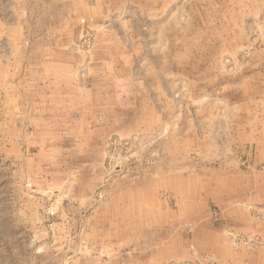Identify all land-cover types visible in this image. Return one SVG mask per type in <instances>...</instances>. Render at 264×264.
<instances>
[{
  "label": "rangeland",
  "instance_id": "obj_1",
  "mask_svg": "<svg viewBox=\"0 0 264 264\" xmlns=\"http://www.w3.org/2000/svg\"><path fill=\"white\" fill-rule=\"evenodd\" d=\"M214 1L197 8L214 37L166 39L132 129L80 119L64 88L108 58L107 26L81 15L68 52L48 54L69 9L0 0V264H264V0ZM121 41L141 62L143 39Z\"/></svg>",
  "mask_w": 264,
  "mask_h": 264
},
{
  "label": "crops",
  "instance_id": "obj_2",
  "mask_svg": "<svg viewBox=\"0 0 264 264\" xmlns=\"http://www.w3.org/2000/svg\"><path fill=\"white\" fill-rule=\"evenodd\" d=\"M48 2L53 6H64L65 9H69L64 14L62 10L60 16L50 22L49 40L54 41L55 48L50 49L48 54L58 55L61 51L68 52L66 49L71 46L75 37V28L81 15L92 14L101 29L103 26L109 28L100 32L102 46L100 45L99 52L103 56L108 54V58L93 67L89 84L72 82L70 78L64 84L65 92H68L70 97L74 95L77 97L81 109L80 119L89 117L91 120L102 121L108 114L107 117L116 120V124L119 125L121 119L129 115V120L133 124L132 129L139 127L138 119L153 112L151 110L152 81L149 76L153 69L168 70L166 39L184 33L195 40L204 38L205 35H208V38L214 37V30H210V24L215 23L216 18L211 16L210 12L205 18L197 8L203 7L205 3L208 10L218 6L214 0H48ZM200 22L209 30L200 29L198 27ZM154 38L159 39L158 45L152 43ZM122 39H143L144 50L141 62L133 63L132 56L128 54L131 51L128 52ZM140 47L139 44L134 45V52L138 53ZM125 50L128 56H125L123 63L115 62V59L113 61L111 54L114 51L126 55ZM153 53L160 55V61H157ZM179 67L177 66L178 70ZM162 76H167V73L164 72ZM120 80L127 81V84L121 85ZM160 80L167 92L168 82L164 79V83L162 78ZM124 96L129 103H132V111L131 109L122 111L121 106H118L122 102L120 98ZM88 104L95 106L94 109L87 106ZM82 126L84 129V125ZM122 126L121 124L120 127ZM142 219L146 225L144 215Z\"/></svg>",
  "mask_w": 264,
  "mask_h": 264
}]
</instances>
